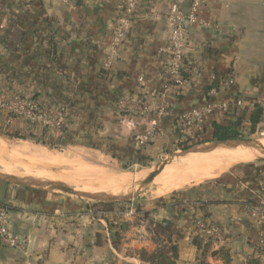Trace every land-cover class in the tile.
<instances>
[{"label":"crops","instance_id":"0c3cea01","mask_svg":"<svg viewBox=\"0 0 264 264\" xmlns=\"http://www.w3.org/2000/svg\"><path fill=\"white\" fill-rule=\"evenodd\" d=\"M192 1L140 0L128 35L107 66L124 0H0V88L30 96L46 109L67 107L61 128L34 125V134L123 166L146 165L183 146L191 137L179 133L176 115L212 101L232 103L208 116L194 140L213 138L219 129L264 136V0H205L198 7V20L186 22L190 82L168 92L171 116L156 120L117 109L121 94L137 95L142 87L162 90L168 84L163 49L170 39L169 7L177 2L188 13ZM227 76L233 78L231 86L210 96L209 89ZM4 116L0 113L1 124ZM151 128L141 146L140 136ZM25 129L30 131L29 125ZM0 200L9 209L13 230L28 240L23 251L0 243V264H147L130 250L155 247L134 216L119 222L115 211L71 196L0 180ZM263 202L264 164H257L179 192L158 204L153 217L169 221L181 264H196L192 217L201 214L224 230L213 249L226 247L235 264L252 256L264 264V218L249 210Z\"/></svg>","mask_w":264,"mask_h":264},{"label":"built area","instance_id":"2783aa9c","mask_svg":"<svg viewBox=\"0 0 264 264\" xmlns=\"http://www.w3.org/2000/svg\"><path fill=\"white\" fill-rule=\"evenodd\" d=\"M205 0H193L191 10L185 13L177 2H172L168 11V20L170 23L169 44L163 49L168 54V84L162 90L150 87H142L141 91L135 95L133 93H124L118 96L115 101L117 109L124 114H144L153 116L156 120H161L165 116L173 114L171 103L167 100V94L171 88L188 85L190 80L185 75L187 67L185 64V48L187 46L188 34L186 22H196V11ZM140 0H124L115 21V27L110 46V56L107 66H110L118 54L119 48L123 45L130 27L131 16L137 8ZM144 76L137 79L139 86L144 83ZM233 83V78L227 76L222 78L218 85L209 89V95L214 97L218 88H229ZM231 101L217 102L212 101L208 104L192 108L176 115L177 127L181 135H188L195 138L203 133L205 123L211 114L224 110L231 105ZM237 105H241L240 100ZM0 111L8 115H16L33 125H42L48 128H61L68 114L67 107L61 106L59 109H46L40 102L30 96H25L18 92L5 93L0 88ZM154 129H149L140 136L139 144L143 146L147 143ZM190 133V134H189ZM250 213L253 216L264 218V202L260 205H250ZM116 215L125 218L132 217L135 210L132 207L126 210H116ZM194 233L205 240H220L223 237V228L212 221L204 214L192 217ZM0 243L10 248L26 250L28 240L25 236L15 232L10 223V214L8 207L0 200Z\"/></svg>","mask_w":264,"mask_h":264},{"label":"rangeland","instance_id":"374dc122","mask_svg":"<svg viewBox=\"0 0 264 264\" xmlns=\"http://www.w3.org/2000/svg\"><path fill=\"white\" fill-rule=\"evenodd\" d=\"M5 131L10 133L11 135H6ZM16 129L15 127L6 125V124H1L0 123V137H2L6 142L7 145L10 149L11 153H8L12 155L14 154L15 157H11L8 155L4 161L8 164L9 168L12 169H18L17 171L25 168H33V170H41L47 173H53L57 174L58 173H66L68 174L72 179H85L88 178L87 175H82L78 170L87 167V166H95L99 168H105V169H112V170H122L124 169L125 166H123L120 162L114 161L110 159V157H105L104 155H99L93 152H89L86 150H83L81 148H75V147H70L68 145H58L54 143L52 146L48 145L47 143H42L41 141H34L30 139H23V138H17L14 137L13 135L15 134ZM238 134V137L244 138V139H252V140H257L260 137H264L262 135H254L251 136L250 133H244L240 134V132H236ZM27 136H32L33 134H30L29 130H26L24 133ZM204 139H200L199 141H190L189 143H184L186 146L187 144H194L196 142L200 141H206L209 139H214V138H207V136H203ZM10 145V146H9ZM183 146H180L181 148ZM172 149L171 151H173ZM50 152V154L53 155V157H57L58 160L61 159L60 161H55L53 163H50L45 159L46 155L43 154V152ZM166 152L165 154H162L161 156L155 157L152 159V161L149 164H142V165H133V166H126L125 169H131L130 171H146V173L150 172V168L153 166H156L159 164L161 161L165 160L167 158V155L169 152ZM23 152V153H22ZM40 152V153H39ZM43 154V155H42ZM10 156V157H9ZM42 156V157H41ZM44 157V159H43ZM14 158V160H12ZM23 158V159H22ZM10 162H9V161ZM25 161V162H23ZM14 162V163H13ZM64 162V163H63ZM34 164L31 166L30 164ZM61 163V164H60ZM21 164V166H20ZM262 165L264 164V158L259 157L253 162L247 163V164H239L231 167L228 171L224 173V175L219 176L215 179H210V180H204L202 183H197V184H188L184 186L183 188L176 189L169 194H166L164 196H157L154 192L155 186L153 183L149 184L146 188L140 191L138 196L135 198L128 200L126 202H114L112 203L113 206L111 207V210H107L105 206H103L102 203H98L92 200H82L84 202H88L91 205L95 206L96 209H101L103 211H118V210H126L127 208H130L133 206L135 210V214L133 215V221L138 223L139 225H142V232L145 234V232L150 235V238L152 240V243L156 247L159 244L164 243L168 238L166 236L165 230H161L160 227L158 226L159 221L153 217V214L156 211V208L158 204H160L162 201H166L170 199L171 197L177 195L179 192H184L188 190L189 188L199 185V184H206L209 182H219L222 179L224 180L227 178L231 173L241 169V168H249L255 165ZM28 165V166H27ZM37 165V166H36ZM27 167V168H26ZM41 168V169H40ZM71 168V169H70ZM25 169H23L25 171ZM44 169V170H43ZM0 171L8 173L6 169H0ZM22 171L23 174H30L27 171L26 172ZM60 171V172H59ZM29 176V175H26ZM75 177V178H74ZM33 178H40V177H33ZM131 186V185H129ZM133 188L136 189V186ZM85 191V190H81ZM143 192V193H142ZM60 195L64 196H71L72 198L79 199L77 196L69 195V194H64V193H57ZM80 200V199H79ZM115 218L118 219L120 222L121 219H124L125 217L116 215L114 214ZM107 219H113L112 216L108 213L106 214ZM129 218V217H128ZM142 234V233H141ZM193 236L200 237L197 234L194 233ZM205 241V239H202ZM154 247V248H155ZM142 248H148V249H154V248H149V247H142ZM140 250V249H139ZM139 250H130L133 254L134 253H139ZM212 261V259H211ZM108 264H118L116 260H112L108 262Z\"/></svg>","mask_w":264,"mask_h":264},{"label":"bare ground","instance_id":"6f19581e","mask_svg":"<svg viewBox=\"0 0 264 264\" xmlns=\"http://www.w3.org/2000/svg\"><path fill=\"white\" fill-rule=\"evenodd\" d=\"M257 143L264 146V137H260ZM8 153L11 152L7 142L0 137V169H6L8 174L23 178L40 177L61 181L72 186L76 190H85L84 192H125L130 188L129 185L132 186L143 180L148 174V172L146 173L144 170H112L95 166H87L78 170L82 175L88 176V178L85 179H77L75 177V179H72L66 173L57 172V174L53 175V173H47L39 169L37 171L33 170L31 167H26L27 169L23 168L25 171L21 169L24 172L30 170L27 171L30 174H23L22 171H17L18 169L9 168L6 161H4L6 159L4 157H8V155H10ZM43 154L46 155L45 159L50 163L55 161L61 162V159L58 160L57 157H53L50 152L45 151ZM10 156L15 157L13 153ZM259 156V153L247 148L223 147L210 152H195L185 157H175L154 178L152 182L155 186L154 192L157 196H164L176 189L183 188L188 184H197L202 183L204 180L215 179L222 174L224 175V173L231 167L253 162ZM12 160H14V158ZM30 165L33 166L34 164L32 163Z\"/></svg>","mask_w":264,"mask_h":264},{"label":"water","instance_id":"95a60500","mask_svg":"<svg viewBox=\"0 0 264 264\" xmlns=\"http://www.w3.org/2000/svg\"><path fill=\"white\" fill-rule=\"evenodd\" d=\"M247 148L252 151H255L260 154L259 157L264 158V146L257 143L256 140L252 139H244L241 137L237 138H225V139H209L206 141L196 142L194 144L183 145L181 148H177L168 153L167 158L161 161L156 166L150 168V172L147 176L137 182L136 184L130 186V188L121 193H113V192H84L74 189L72 186L63 183L61 181H55L47 178H23L19 176L10 175L8 173L0 171V180L15 184L18 186H23L26 188H30L33 190H43L54 193H64L73 196H77L80 200H92L102 204H109L114 202H126L135 198L141 190L146 188L149 184H151L154 178L159 174V172L175 157H185L191 153L195 152H210L219 148ZM258 157V158H259ZM126 167V166H125ZM124 167V169H125ZM134 186L136 189L134 190ZM162 223L169 224L167 219H162ZM127 222H123V226L126 227Z\"/></svg>","mask_w":264,"mask_h":264},{"label":"trees","instance_id":"16d2710c","mask_svg":"<svg viewBox=\"0 0 264 264\" xmlns=\"http://www.w3.org/2000/svg\"><path fill=\"white\" fill-rule=\"evenodd\" d=\"M0 113L3 112L0 111ZM4 115V124L15 127L16 129V132L13 135L14 137L30 139L36 142L41 141L42 143H47L51 146L54 143L58 144V142H55L54 140H46V135L45 137H42L37 134H34V125L31 124L29 121L26 120L25 122L23 121L25 119L16 115ZM28 125L31 131L30 134H33L32 136H27L24 134L26 132L25 128H28ZM5 134L11 135L6 131ZM237 137L238 134L236 133V131H225L219 129L216 130L213 138L225 139ZM200 139L194 140L193 138H187L183 141L182 144L189 143L190 141H199ZM221 181H223V179ZM103 206H105L107 210H111L113 204H103ZM158 226L161 230H165L168 239L164 243L157 245L154 249L141 248L138 253L139 258L147 264H181L179 262V247L177 244V240L174 237V235H176L175 232L171 229L169 225H166L165 223L160 222L158 223ZM192 242L198 249L196 264H235L230 251L226 247L213 249V240L203 241L201 237L193 236ZM244 264H262V260L260 256H252L248 258Z\"/></svg>","mask_w":264,"mask_h":264}]
</instances>
